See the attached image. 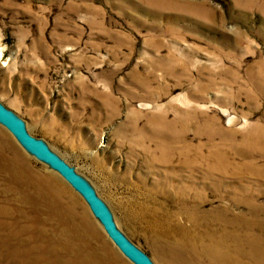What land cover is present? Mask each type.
Masks as SVG:
<instances>
[{
	"label": "rangeland",
	"instance_id": "rangeland-1",
	"mask_svg": "<svg viewBox=\"0 0 264 264\" xmlns=\"http://www.w3.org/2000/svg\"><path fill=\"white\" fill-rule=\"evenodd\" d=\"M0 102L92 184L156 264L195 254L176 242L181 225L264 231V0H0ZM32 174L76 196L97 260L115 264L103 241L136 264L84 196L1 122L0 264H40L18 254L28 233L14 224L59 225L44 202L20 207L36 195ZM58 205L73 211L68 199ZM152 210L171 231L151 233Z\"/></svg>",
	"mask_w": 264,
	"mask_h": 264
},
{
	"label": "bare ground",
	"instance_id": "bare-ground-1",
	"mask_svg": "<svg viewBox=\"0 0 264 264\" xmlns=\"http://www.w3.org/2000/svg\"><path fill=\"white\" fill-rule=\"evenodd\" d=\"M255 140L257 141L258 137H255ZM32 175V178L26 175L25 186L32 188L31 191L36 195L32 196L30 191H27L19 201L20 207L22 205L29 207L34 200V205L39 208L44 202L47 217H54L59 221V225L54 231L47 229L29 231L28 224H14V231L28 233L27 251L19 250L18 254L26 260L39 262L41 259L40 264H103L93 253L84 248L83 242L87 240L84 231L86 230L93 237H97V234L96 231H92V223L88 215L78 209L76 196L56 176ZM63 199H68L73 211L71 208H59L58 202ZM20 207L21 219L28 220L24 208ZM0 210L5 211L1 208ZM156 213L157 211L152 210L150 215L153 217ZM39 217L37 224H45L47 218ZM195 225L198 228L204 223ZM206 226L193 231L181 225V231L185 232L181 237L176 238V242L187 249L191 248L195 254L184 249L178 251L176 255L166 253V260L171 264H264V231L260 233L244 231L240 224H236L237 231H212L210 226L207 224ZM151 228L152 234L156 232L162 234L164 231L172 230L170 223L155 218L152 220ZM39 236H44L45 240L31 242ZM101 245L115 264H128L103 241ZM33 250H38L40 254Z\"/></svg>",
	"mask_w": 264,
	"mask_h": 264
},
{
	"label": "water",
	"instance_id": "water-1",
	"mask_svg": "<svg viewBox=\"0 0 264 264\" xmlns=\"http://www.w3.org/2000/svg\"><path fill=\"white\" fill-rule=\"evenodd\" d=\"M0 122L14 133L31 153L49 163L84 196L93 213L124 254L136 264H156L118 226L108 205L92 184L73 165L56 153L48 143L33 135L28 130L24 119L2 102H0Z\"/></svg>",
	"mask_w": 264,
	"mask_h": 264
}]
</instances>
